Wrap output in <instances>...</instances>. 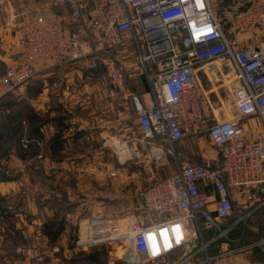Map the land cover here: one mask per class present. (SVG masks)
I'll use <instances>...</instances> for the list:
<instances>
[{
	"label": "built area",
	"instance_id": "1",
	"mask_svg": "<svg viewBox=\"0 0 264 264\" xmlns=\"http://www.w3.org/2000/svg\"><path fill=\"white\" fill-rule=\"evenodd\" d=\"M230 22L264 34V0H237ZM22 25V49L0 69V101L51 65L106 71L117 87L123 71L106 53L129 48L148 86L130 93L137 126L159 141L150 158L176 162L141 194L128 231L118 217L90 219L88 244L132 238V264H264V130L246 129L256 117L264 126V41H236L210 0H49ZM210 65L230 84L225 117L205 109L200 71L211 80ZM205 133L215 162L180 160L177 143Z\"/></svg>",
	"mask_w": 264,
	"mask_h": 264
},
{
	"label": "rangeland",
	"instance_id": "2",
	"mask_svg": "<svg viewBox=\"0 0 264 264\" xmlns=\"http://www.w3.org/2000/svg\"><path fill=\"white\" fill-rule=\"evenodd\" d=\"M48 1L0 0V32L4 33V26H2L4 19L9 17L17 19V16H20L17 13L27 5L38 6L39 4L37 8H40ZM210 1L213 3L218 18L226 22V29L228 32L229 29L231 30L230 34L236 41L242 45L250 44L253 40L259 43L264 41V34L256 33L253 29L245 31V33L235 32L232 29L230 19L237 0ZM16 21L23 20L19 18ZM19 27L21 28L23 25L20 24ZM106 56H111L113 62L119 65L123 71V82L117 87L110 83L106 71L92 74L77 71L68 65L67 68L51 65V68L46 70H38L30 79L33 81L29 80L18 93L9 97L21 98L27 102V106L35 110L40 109L43 113L57 105L66 111L71 109L72 111L83 110L85 112L86 110L90 116H96L97 120L102 118L101 122L103 123H101L103 126L101 133L93 132L94 134L91 135V132L90 135H87V137L90 136L89 139L87 137L83 139L82 153L84 155L80 152L79 158H75L69 164L53 163L51 159L60 157L49 159L40 153L41 155L37 157L38 160L34 158L22 159L19 164L20 172L14 171L21 180L24 179L22 186L26 190L29 189L30 195L32 193L31 200L35 194H39L40 209L37 214H32L24 201L23 219L26 222L25 235L27 236L26 264H97L90 257L99 255L105 257L108 250L111 251L110 249H114L115 253L124 249L125 240L122 243H119V240L115 241L118 244H111L109 241L90 242L86 248L77 244L78 241H87L89 236L87 234L88 224L81 225L82 219L89 217L91 220H97L105 218V216L118 217L121 218L122 230L128 231L133 220L132 215H137V212L134 211L137 203L134 204L132 210L130 194H125L118 200L117 197L121 196V194L118 196V193H121V189L123 190L124 187L125 191L131 192L141 182L145 188L153 180L162 178L168 173L167 170L158 172V167L151 160L150 146L158 144L159 141L152 136L146 137L140 132L132 103H130V93H143L148 90L145 77L136 65L133 50L117 48L113 52L106 53ZM210 66L214 71L210 75L211 80L204 71H200V84L207 98V112L210 117L215 113L225 117L230 115L233 110L230 100V84L221 78L216 65ZM29 82L33 84L31 87L36 86V88L29 91L27 89ZM81 106L83 109H77ZM116 118H118V122H116ZM107 120L111 124L106 125L105 121ZM106 126H109L108 130ZM246 129L253 134L256 130L249 124V121ZM98 131L100 132V128ZM182 146L186 151L180 156V160L189 163L202 160L201 157L199 158L201 154H204L203 159L209 158L212 163L217 157L218 149L211 144L206 133L196 138H186ZM125 155H131V157L125 158ZM67 168L73 172L72 175L75 174L76 180L80 176L79 180L71 182L70 185L67 180H71L70 178L73 176L68 175L71 171ZM120 176L128 177L124 180V177ZM67 186L71 187L70 190L63 191L62 188H67ZM42 199L43 201L49 199V203H45L46 206H44V203L41 202ZM62 208H67V211ZM52 220L55 221L56 226L60 225L62 228L61 236L56 240L61 244H58L59 247L56 250L47 247L50 244L51 246L56 244V241H52L49 236L44 234V230L46 231L47 228L46 223H50ZM7 226H10L8 219L0 217V228H7ZM14 263L18 264V261L0 262V264Z\"/></svg>",
	"mask_w": 264,
	"mask_h": 264
},
{
	"label": "crops",
	"instance_id": "3",
	"mask_svg": "<svg viewBox=\"0 0 264 264\" xmlns=\"http://www.w3.org/2000/svg\"><path fill=\"white\" fill-rule=\"evenodd\" d=\"M38 6H35L34 4H30V5H27V7H25L24 9L20 10L17 13V14H20V16L19 17L17 16V19L21 18V20H23L21 22H17L16 21L17 19L16 18L13 19L12 17H9L3 20L4 23L2 24V26H4L3 28L4 33L0 32V35H1L0 36V69H2L7 64L12 62L14 57H16L18 53L21 51L22 49V41H21L22 40V27L20 28L19 26L20 24H23L27 16L32 15L39 9L37 8ZM58 71H64V70H58ZM9 100L12 102H15L16 104L17 102L21 100V98L15 99L11 97L9 98ZM42 109L44 110V108ZM77 109H83V108L81 106ZM205 109L207 111L208 107L206 106ZM68 112L72 114H70L69 116H67V118L64 119L66 127L64 128L62 135H61L62 147L60 148L58 153H54L53 148H52L53 146H52L51 137L53 133L56 132V129H57L56 123L52 115L49 118V120L46 121V124H44L41 128L42 138H43L42 140L43 156L46 155V158L48 157L49 159L58 157V156L60 157L54 160L51 159L53 163L58 162L59 164H63V163L69 164L75 158L78 159L79 154H81L83 150V145H84L83 139L84 138L86 139L87 135H90L91 132H92L91 135H93L94 134L93 132L98 134V133H101L103 130L102 129L103 123L101 122L102 118L101 120H97L96 116H90L86 110L84 112L83 110L72 111L71 109H69ZM118 118L115 119L116 122H118ZM256 118L255 120H252V126L254 130L256 128L254 134L258 135L264 130V127H263V122H261L262 120L260 118L257 120ZM105 122L107 123L106 125L111 124L109 120ZM106 127L108 130L109 126H106ZM99 128H100V132L98 131ZM2 134H3V137H1V141H0V145L2 146L1 147L2 149H0V210H1L0 217L4 218L5 220L8 219L10 226H7V228H0L1 229L0 231V262L18 261V264H26V260H27L26 238L27 236L25 235L26 233L25 223L26 222L23 219V216L25 213L24 201L29 207L31 213L37 214L40 209V205L38 203L39 194H35L34 198L31 200L32 193L30 195L29 189L26 190L22 186L24 179L21 180L19 175H17V173L14 172V171L20 172L19 164L22 161V158H20V155L17 154L16 141L15 139L11 137L12 135L11 133L9 134L7 131L4 130ZM89 137L87 138L89 139ZM187 138H193V137H187ZM185 140L186 138L184 139V141ZM184 141L181 143H184ZM178 150H180L181 155L185 154V151H186L185 147L183 149V146H182V149H178ZM39 155L41 154L38 153V156ZM37 157L35 158L36 160H38ZM200 157L201 159H203L204 154H201L199 158ZM175 163H176L175 159L172 158L168 161L167 164L162 165V166H156V167H158L157 168L159 170L158 172H164L165 170H167L168 171L167 175H168L169 173L174 171V169L176 168ZM67 169L69 170V168ZM72 173L73 172L71 171L69 172L68 175L71 176ZM74 175H72L73 177L70 178L71 180H67V183L69 182V185L71 182L72 183L75 182L76 178L74 177ZM165 176L166 175H164L163 177ZM120 177L122 178L124 177V180H125L128 176H120ZM79 179H80V176L77 180ZM150 185L144 188L143 182H141V184L138 183L136 188H134L133 191L131 192L128 190L125 191L124 189L125 187H124L123 190L121 189V193H118V196H120V194L121 196L117 197V199L119 200L125 194H130V199L132 200L131 209L133 210L134 204L139 202V198H141V194L144 191H146ZM69 188L71 187L67 186V188H64V189L62 188V190L65 192H68L70 190ZM101 197H103L102 194H101ZM41 202L44 203V206H46L45 204L46 201H43L42 199ZM126 202H129V201L126 200ZM107 206H110V205H107ZM89 220H90L89 217L83 218L81 221V225L86 226ZM110 243L118 244L115 241L110 242ZM58 244L60 245L61 243H58L56 241V244L52 246L50 244L47 247H49L50 249L56 250L57 247H59ZM77 244L83 245L85 248L89 246L86 240L85 241L83 240L81 242L78 241ZM123 244H125L124 249H121L120 251L117 250L118 252L116 253L113 252L114 249L113 250L110 249L111 251L108 250V253L106 254L105 257L100 256V255L93 256L92 260L94 259L97 264H132L135 258L132 238L126 239Z\"/></svg>",
	"mask_w": 264,
	"mask_h": 264
},
{
	"label": "trees",
	"instance_id": "4",
	"mask_svg": "<svg viewBox=\"0 0 264 264\" xmlns=\"http://www.w3.org/2000/svg\"><path fill=\"white\" fill-rule=\"evenodd\" d=\"M31 81L33 80H30V82ZM30 82L28 84L29 87L27 86L29 91L36 88V86L31 87L33 84H30ZM9 97L10 96L5 97L0 101V141L1 137H3L2 132L4 130L9 134L11 133V137L16 141V150L17 154L20 155V158L24 160L30 158L35 159L38 156V153L43 152L41 128L52 115L57 126L56 132L53 133L51 137L52 148L54 153H58L62 147L61 135L66 127L64 119L72 113H69L63 109V107L61 108L60 105L53 106L50 109L51 111L49 110L43 113L40 110H35L34 108L27 106V102L22 99L15 104V102L9 100ZM1 147L2 146L0 145V149H2ZM177 148L182 149L181 142L177 143ZM45 201V203H49V199H46ZM60 209L57 210L59 211ZM62 209L67 211V208ZM46 225L47 228L46 231L44 230V234L49 236L52 241L58 240L62 232L60 225L56 226L54 220L50 223H46ZM259 227L262 232H264L263 222L259 224ZM92 258L93 257H90V259ZM260 259H264V255L260 256Z\"/></svg>",
	"mask_w": 264,
	"mask_h": 264
},
{
	"label": "clouds",
	"instance_id": "5",
	"mask_svg": "<svg viewBox=\"0 0 264 264\" xmlns=\"http://www.w3.org/2000/svg\"><path fill=\"white\" fill-rule=\"evenodd\" d=\"M174 231H176L177 233V240H179V228H175ZM161 236H163L164 238V243H165V246L167 247L168 245V237H167V234L164 233V232H161ZM147 240L149 242V245L152 249L153 252H156L158 251L157 247H156V240H155V237L151 234V233H148L147 235Z\"/></svg>",
	"mask_w": 264,
	"mask_h": 264
}]
</instances>
